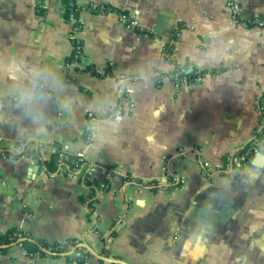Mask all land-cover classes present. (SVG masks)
Listing matches in <instances>:
<instances>
[{
	"label": "crops",
	"instance_id": "0c3cea01",
	"mask_svg": "<svg viewBox=\"0 0 264 264\" xmlns=\"http://www.w3.org/2000/svg\"><path fill=\"white\" fill-rule=\"evenodd\" d=\"M228 1L78 0L82 56L69 66L65 0H0V235L75 240L89 252L83 264H264V141L232 177L218 171L258 124L264 0H238L241 24ZM165 52L202 81L175 82ZM25 91L41 98L21 103ZM121 96L120 117L105 119ZM64 148L95 168L91 183L48 173L43 163ZM200 162L215 174L204 177ZM168 171L182 188L144 185ZM80 255L30 259L11 246L0 264Z\"/></svg>",
	"mask_w": 264,
	"mask_h": 264
},
{
	"label": "built area",
	"instance_id": "2783aa9c",
	"mask_svg": "<svg viewBox=\"0 0 264 264\" xmlns=\"http://www.w3.org/2000/svg\"><path fill=\"white\" fill-rule=\"evenodd\" d=\"M227 8H228V12L230 14L232 21L236 24H241L243 20L241 17V7H240L238 0H229ZM86 10L91 11L93 13H101V14L112 12V10L109 7L105 5H98V4L87 5ZM78 13H79V10L76 7L75 8L70 7L68 9L67 19L70 25L69 38H70V41L72 39L71 55H70L69 62L67 64L69 66L79 61L82 56V45L80 43V40L77 37L82 27V21L79 19ZM116 15H118L119 19L123 23H125L128 27H135L138 30H140V32H142L141 29L136 25L132 14L118 12L116 13ZM255 24L257 26H263L264 22L256 20ZM164 58L166 60V63L170 62L172 64V70L169 76H171L175 82L183 83L186 85V84H198L202 81L203 79L202 75L199 74V72L196 71L192 67V65L170 61L169 52L164 53ZM121 78H124V77L121 76ZM37 89L43 93L49 92L48 86L46 85V83L42 81H39L37 83ZM125 101L126 99L123 96H121L116 101L111 111L108 114H106L104 118L105 119L119 118L120 115L122 114L121 110L123 108V103H125ZM129 106L131 107V105ZM257 116H258V124H257V127L249 143L246 145V147L242 151L232 152L225 157L224 163L221 169L219 168L218 170L220 173H225L227 174L228 177H232L236 173V171H238L240 168L247 166V163L250 160L251 155L254 154L259 148V146L263 143L264 141V99L260 101L258 104ZM94 118L95 117L92 113L87 114V124H86L84 134H83L86 142H89L91 140L92 122ZM54 154L56 155L57 170L51 175H64L67 177H73V176L79 177L81 175L83 176L84 180H88V181L92 180V174L95 171L94 167L87 165L86 163L81 164V165L74 164L72 166L71 162L74 159V157H71V159H68L69 155L65 148L55 150ZM78 161L79 162L83 161L82 156L79 155ZM199 167L204 177H211L216 172V171L214 172L210 170V168L208 167V164L206 163L200 162ZM163 178L165 179V183L150 182L144 185L149 186V187L160 186L161 188L167 187V188L180 189L182 188L184 184L183 178H181L180 176L176 174H172L169 171L165 173ZM88 214L94 219V222L97 220L96 214L90 209L88 210ZM76 247L83 248V250H85L82 243L80 242H76ZM21 249H22L23 254L30 259L41 258L47 255H50V249L46 250V255L44 256H41L39 252L27 253L22 247ZM71 250L74 251L73 248Z\"/></svg>",
	"mask_w": 264,
	"mask_h": 264
},
{
	"label": "trees",
	"instance_id": "16d2710c",
	"mask_svg": "<svg viewBox=\"0 0 264 264\" xmlns=\"http://www.w3.org/2000/svg\"><path fill=\"white\" fill-rule=\"evenodd\" d=\"M65 3V18L68 22V9L70 7H76L80 11V6L78 5V0H65ZM78 158V156L74 157L71 162L72 166L74 164H85L84 160L79 162ZM43 164L49 174L54 173L57 170L56 155H54L49 161H46ZM88 183L91 182L87 181V184ZM88 208L92 209L90 206H88ZM11 246L22 247L27 253L39 252L41 256L46 255V250L50 249V256L55 258L66 256L67 253L73 248L76 253L81 254L80 257L77 258L75 264H83L84 258L89 256L88 251L83 250V248L76 247L75 240L71 239L65 242H45L43 240L34 239L31 235L18 231L17 229L11 230L3 235H0V255L3 254L4 251H6V249Z\"/></svg>",
	"mask_w": 264,
	"mask_h": 264
},
{
	"label": "clouds",
	"instance_id": "9594fccd",
	"mask_svg": "<svg viewBox=\"0 0 264 264\" xmlns=\"http://www.w3.org/2000/svg\"><path fill=\"white\" fill-rule=\"evenodd\" d=\"M40 98L41 97L34 96L31 92L25 91V92H22L21 93L20 102L21 103L33 104V103H35Z\"/></svg>",
	"mask_w": 264,
	"mask_h": 264
},
{
	"label": "rangeland",
	"instance_id": "374dc122",
	"mask_svg": "<svg viewBox=\"0 0 264 264\" xmlns=\"http://www.w3.org/2000/svg\"><path fill=\"white\" fill-rule=\"evenodd\" d=\"M137 182V181H136ZM139 184V182H137Z\"/></svg>",
	"mask_w": 264,
	"mask_h": 264
}]
</instances>
